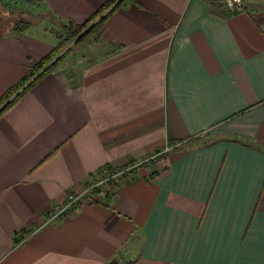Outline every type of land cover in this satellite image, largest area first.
<instances>
[{
  "label": "crops",
  "instance_id": "obj_1",
  "mask_svg": "<svg viewBox=\"0 0 264 264\" xmlns=\"http://www.w3.org/2000/svg\"><path fill=\"white\" fill-rule=\"evenodd\" d=\"M29 1L81 25L108 0ZM210 1L129 2L0 112V264H264V0ZM32 27L0 34V97L54 50Z\"/></svg>",
  "mask_w": 264,
  "mask_h": 264
},
{
  "label": "trees",
  "instance_id": "obj_2",
  "mask_svg": "<svg viewBox=\"0 0 264 264\" xmlns=\"http://www.w3.org/2000/svg\"><path fill=\"white\" fill-rule=\"evenodd\" d=\"M133 1L134 0H108L85 23L81 25H76L71 22L62 23L64 35L55 45L53 52L30 68L18 84L9 88L0 97V112L7 108L21 94L22 91L31 87L44 73L51 72L58 67L62 61L69 56L71 47H80L88 40L98 37L104 29V23L107 17L115 10L124 7L126 4ZM210 8L213 11H218L221 16L231 14L226 10L223 2L220 0L210 1ZM29 26L30 25L28 23L19 21V23L12 29L16 32H23ZM22 87L24 88L20 91Z\"/></svg>",
  "mask_w": 264,
  "mask_h": 264
},
{
  "label": "rangeland",
  "instance_id": "obj_3",
  "mask_svg": "<svg viewBox=\"0 0 264 264\" xmlns=\"http://www.w3.org/2000/svg\"><path fill=\"white\" fill-rule=\"evenodd\" d=\"M50 17L51 16H48L41 7L30 5L29 0H0V34L10 32L19 21H23L29 25H33L31 30L28 29V33L40 37L53 38L57 44L64 35L63 24ZM45 30L52 31L54 35ZM84 44L85 43L80 47H71L69 56L71 54L76 56L75 54H77L79 50H82L80 48L84 47ZM109 187L112 186L110 185Z\"/></svg>",
  "mask_w": 264,
  "mask_h": 264
},
{
  "label": "built area",
  "instance_id": "obj_4",
  "mask_svg": "<svg viewBox=\"0 0 264 264\" xmlns=\"http://www.w3.org/2000/svg\"><path fill=\"white\" fill-rule=\"evenodd\" d=\"M220 1H222L225 7L230 11H234L236 6L241 4V0H220ZM205 133H206L205 131L200 133L198 137L204 136ZM167 150H169L168 147H166L163 151L157 154H153L144 161L139 162L123 170L114 171V172H110L106 169L102 170L101 176L98 178V180L91 183L89 186H87L85 189L81 190L80 192L69 193L66 197L65 204L54 209L50 217V220L57 217L68 216L69 214L74 213L75 206L84 197H91L92 193L95 190H99L103 187H107L110 185L115 186L123 175L125 174L127 175L130 174L131 172L137 171L139 166H141L145 162L158 160L162 156V153L166 152Z\"/></svg>",
  "mask_w": 264,
  "mask_h": 264
}]
</instances>
